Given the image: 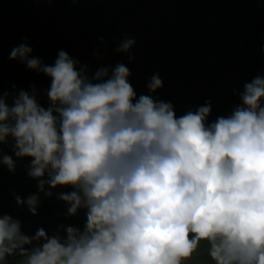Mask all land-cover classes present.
I'll list each match as a JSON object with an SVG mask.
<instances>
[{
	"label": "clouds",
	"instance_id": "9594fccd",
	"mask_svg": "<svg viewBox=\"0 0 264 264\" xmlns=\"http://www.w3.org/2000/svg\"><path fill=\"white\" fill-rule=\"evenodd\" d=\"M135 43L125 34L116 51L131 62ZM32 52L25 42L9 59L51 78L49 106L34 86L0 96V144L12 138L15 157L31 158L45 195L72 187L59 199L69 216L86 209V222L29 237L0 215V264H264V76L208 123L210 102L178 117L171 102L138 97L123 63L89 77L65 51L52 65ZM162 87L159 74L147 84ZM0 163L15 171L11 155ZM16 200L37 213L38 194Z\"/></svg>",
	"mask_w": 264,
	"mask_h": 264
},
{
	"label": "trees",
	"instance_id": "16d2710c",
	"mask_svg": "<svg viewBox=\"0 0 264 264\" xmlns=\"http://www.w3.org/2000/svg\"><path fill=\"white\" fill-rule=\"evenodd\" d=\"M188 26L194 33L193 48L186 44L185 49H180L177 39L172 41L171 33ZM125 34L136 41L131 49L134 56L131 62L128 53L116 51ZM25 42L33 49L32 57L47 65L54 63L60 51L67 52L81 66L87 67L89 77L110 63L114 66L123 63L128 68L130 64L134 67L133 73L129 68L134 81L142 80V90L151 80L144 78L150 68L143 70L142 65L159 64L163 87L155 93L146 89L144 92L168 98L163 100L179 99L176 110L180 116L210 102L212 111L208 123H212L242 103L240 93L244 85H238L230 76L238 71L234 65L250 63L245 74L248 82L264 68V0H0V96L19 90L31 93L34 86L39 103L47 108L46 91L51 78L29 69L19 60L9 59L12 49ZM167 46H173L175 52L166 53ZM185 55L199 57L201 61L188 62L187 68L174 75L169 73L166 78L168 66L174 63L172 58L178 62ZM201 65L202 69L211 71V78H203L200 72L203 83L197 85L196 91L188 90L187 95L185 92L170 94L168 88L175 79ZM208 87L209 93L202 98L200 93ZM135 91L137 93L138 88ZM218 94H223L225 99L217 102ZM186 98L188 100H184ZM13 146L12 138L7 144H0V158L7 154L16 161L14 172L0 163V215L9 214L18 219L27 236L38 231V227L49 236L57 232L65 236L64 229L68 226L83 231L85 214L78 210L76 215L69 216V205L59 199L61 193L74 189L70 186L47 189L52 192L51 196L40 192L38 180L28 175L31 158H16ZM47 178L46 174L42 179ZM33 194L40 197L36 214L16 200L17 196L26 200Z\"/></svg>",
	"mask_w": 264,
	"mask_h": 264
},
{
	"label": "rangeland",
	"instance_id": "374dc122",
	"mask_svg": "<svg viewBox=\"0 0 264 264\" xmlns=\"http://www.w3.org/2000/svg\"><path fill=\"white\" fill-rule=\"evenodd\" d=\"M253 10V8L251 9V11ZM248 13H250V12H248ZM206 19H207V17H206ZM205 19L204 18H202V21H204ZM191 28L192 27H187V28H178V30L179 31H174L175 33H171V38L172 37H174V39L172 40L173 42L175 41V39H177V44H180L181 46L180 47H178V48H180V49H185V45L186 44H189L190 46H191V50H192V48H193V45H194V33L192 32V30H191ZM183 33H185L187 36L185 37L184 35H183ZM175 34H176V36H175ZM183 35V36H182ZM176 37V38H175ZM184 38H186V39H184ZM182 40H184V41H182ZM182 44H184V45H182ZM184 46V47H183ZM166 49L168 50V51H165L166 53H174L175 51H174V47L173 46H167L166 47ZM158 52V51H157ZM189 52H191V51H189ZM158 54V53H157ZM141 55V54H140ZM167 56V55H166ZM183 58V60H180V61H178V62H176L175 61V58H172V59H174V61L173 60H171V62H174L173 64L171 63L168 67H169V69L168 70H166V73L164 74V75H166V78H168L169 77V73H170V75H174V74H176L177 72H179L181 69L182 70H184L185 69V67L187 66L186 64H188V62H191V61H201L200 59H199V57L198 58H194V57H191V58H193V59H191V58H189L188 56H186L185 55V57H182ZM146 61H151V60H146ZM155 61L156 62H158V57H156V59H155ZM249 61H252L251 59L249 60ZM180 62V63H179ZM185 62V64H183ZM153 62H151V64H152ZM112 63H110V65L108 66V67H115L113 64L111 65ZM148 65H150V64H144V65H142V66H144L143 67V70H147V69H149L148 71H143V72H145V77L144 78H148L147 80H149V79H151L152 78V76L153 75H155V74H159V76H161L160 75V72H159V70H158V68H159V64L158 65H156V64H152L150 67L148 66ZM166 66V62L164 61V67ZM234 66H236V69L238 70L237 71V73L235 74V75H230V76H232V80H235V81H238L237 82V84L239 85V83L240 84H242V85H245V83H247L248 82V80L246 81V79H245V74H246V72H247V70H248V68H249V66H250V63L249 62H247L246 64H245V62H243L242 64H239L238 66L237 65H234ZM161 67H162V65H161ZM202 65L201 66H196L194 69H191V71L190 72H188V73H185V76L184 75H182L180 78H177V79H175L170 85H169V88H168V90H169V92H170V94L172 95V94H174V93H176V94H180V92H185V94L187 95V93H188V90H191V89H193V91H196V88H197V85H201L202 83H203V78H211L212 76H211V71H206V70H204V69H202ZM129 68L131 69V71H132V73H133V71H134V67L133 66H131L130 64H129ZM187 68V67H186ZM244 68V69H243ZM200 69V70H199ZM217 70H219V67H217ZM153 71V72H152ZM239 71H241V73H239ZM200 72H203L202 73V75H203V78H202V76L200 77ZM153 73V74H152ZM162 74V75H163ZM258 75H261V76H264V68H262V69H260L259 71H258V74H257V76ZM93 76V75H92ZM230 78V77H229ZM254 79V78H253ZM252 79V80H253ZM129 80H130V83L131 84H133L134 85V89H136V88H138V91H137V95H138V97L140 96V95H142V94H146L145 92H144V90L145 91H147L148 90V88H145L144 90H142V89H140V88H142V80L140 81L139 79L135 82L134 81V75H130V77H129ZM252 80H249V82H251ZM226 81H227V79H226ZM135 82V83H134ZM147 87V86H146ZM227 87V86H226ZM209 87H208V90H206V91H204L203 93H200V95H202V98L205 96V95H207L208 93H209ZM223 91H224V89L223 88H221ZM148 92V91H147ZM198 93V92H197ZM199 94V93H198ZM185 95V96H186ZM194 95H196V92L194 93ZM175 96V95H174ZM154 97L155 98H157V99H159V100H162V101H165V102H171L173 105H174V108H175V111H176V115H178L179 114V116H180V113L179 112H177V110H176V106L179 104V99H177V98H175V97H173V98H170L169 100H163V99H168V98H163L164 96H162V95H160V96H157L156 94L154 95ZM225 99V97H224V95L223 94H218V95H216V98H215V100L217 101V102H221V101H223ZM184 100H188V98H186V99H184ZM9 103H11V99L9 100ZM49 105H47V107H48ZM235 107H233L232 109L230 108L229 110H228V112H227V116L228 115H230L231 114V112L233 111V109H234ZM231 111V112H230ZM10 141V138H9V140H8V142ZM2 145H5V144H2ZM80 211L81 212H83L84 214H85V218H86V209H80ZM38 230L39 229H42V227H38L37 228ZM37 232V231H36ZM36 232H33L31 235H29V237H31V236H33ZM41 243H42V241H41ZM34 246H36V243L34 242L33 243V245H31V246H26V247H34ZM20 259V257H18V256H14L13 257V259H10L9 261H8V264H16V262L18 261ZM200 261H201V264H207V260H206V258L205 257H200Z\"/></svg>",
	"mask_w": 264,
	"mask_h": 264
}]
</instances>
